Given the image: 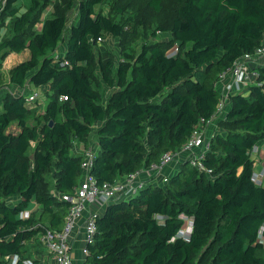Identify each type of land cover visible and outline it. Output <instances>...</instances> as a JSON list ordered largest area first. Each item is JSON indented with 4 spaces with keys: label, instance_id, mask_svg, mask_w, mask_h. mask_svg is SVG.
<instances>
[{
    "label": "trees",
    "instance_id": "trees-1",
    "mask_svg": "<svg viewBox=\"0 0 264 264\" xmlns=\"http://www.w3.org/2000/svg\"><path fill=\"white\" fill-rule=\"evenodd\" d=\"M17 1L7 0L0 13V25L9 18L12 30L0 39V68L12 52L27 50L9 69L10 84L48 89L44 109L23 95L0 96V264H42L32 256V239L62 228L70 208L62 195L73 194L82 178L74 142L88 146L97 135L101 151L91 172L100 183L183 147L217 109L219 74L263 41L264 0H173L166 16V0H30L24 12ZM135 3L144 6L142 15L136 8L124 21L114 17ZM105 4L109 13L98 10ZM73 9L78 19L69 27ZM145 19L171 38L137 51L127 42L128 24L136 39ZM107 36L120 38L119 61L96 51ZM174 43L179 51L169 55ZM260 72L264 80V66ZM104 86L116 87L105 103ZM217 125L204 159L212 172L183 161L165 185L108 203L86 264H264V185L253 180L252 157L264 141V83L231 95ZM27 209L30 216L21 217ZM187 218L189 238L178 235Z\"/></svg>",
    "mask_w": 264,
    "mask_h": 264
},
{
    "label": "built area",
    "instance_id": "built-area-1",
    "mask_svg": "<svg viewBox=\"0 0 264 264\" xmlns=\"http://www.w3.org/2000/svg\"><path fill=\"white\" fill-rule=\"evenodd\" d=\"M7 0H0V13L2 12ZM105 39V38H104ZM99 37L98 41L104 40ZM179 51V45L168 51L169 55H175ZM64 53L56 51L55 59L60 58ZM69 64V61H65ZM264 66V39L261 44L252 52H246L235 60L232 66L219 74L216 82V89L219 93V103L213 115L205 120L202 118L200 126L194 130L183 147L176 151H168L162 154L158 162H154L149 166L143 167L137 171L128 173L113 182L100 183L96 176L91 172L94 161L97 157L93 144L86 146L83 151L82 161V179L75 188L73 194H63L62 199L70 203V208L65 217L64 224L61 229L45 228L40 233V239L47 247L54 264H75L71 255L70 237L75 227L76 219L85 211L88 204H108L113 201L126 200V197L136 196L140 190L150 184H156L157 178H161L163 183L170 180V176L164 173V168L171 164H180L179 156L184 152H188L187 161L191 166L197 168L201 172L211 173L212 169L207 167L204 159L211 150V138L213 135L207 133V129L212 127L214 123L217 125L219 118L225 117L230 97L233 94L248 95L254 86H262L264 80L260 78V67ZM42 91L34 88L28 93H22L27 103H34L41 98ZM64 96V99H67ZM219 130V129H218ZM217 130V131H218ZM257 148L255 146L252 151ZM147 174V178L142 174ZM253 180L260 185H264V171H255ZM31 214V210L27 209L21 213V217L27 218ZM99 214H89L84 222L85 246L83 254L87 257L90 252L89 246L95 242L98 224L97 218ZM159 220L163 219L162 215H157ZM189 224L185 229H181L179 236L189 238L193 228V219H189ZM264 225L260 233V241H264ZM12 263L17 261V256L9 257ZM29 264H33L31 261Z\"/></svg>",
    "mask_w": 264,
    "mask_h": 264
},
{
    "label": "rangeland",
    "instance_id": "rangeland-1",
    "mask_svg": "<svg viewBox=\"0 0 264 264\" xmlns=\"http://www.w3.org/2000/svg\"><path fill=\"white\" fill-rule=\"evenodd\" d=\"M29 1L30 0H23L21 2L22 4H21L20 7L28 5ZM123 4L126 5L127 1H124ZM173 4H174L173 0H166L165 1V6L167 7V10L164 11V13H163L164 16L169 15L172 12ZM128 5H132V4H128ZM105 8L110 10V6L109 5L105 4V5H102V6L101 5L98 6V10H101V11H103V9H105ZM136 8L138 9L136 13H138L139 15H142L144 13L143 12L144 6L141 5V4L135 3L132 6L124 7L123 12L116 13L114 15V17L116 19H118V20L124 21V20L128 19V17H130L132 14L135 13ZM74 10H76V9H74ZM146 17L150 18L147 15H146ZM145 22L146 23H142L138 27V32H137V38L136 39H134L133 36L131 35V33L134 31L133 23H131V24L129 23L128 24V27H129V31L128 32L130 33V35L127 38V42L130 43L135 50H137V51L140 50L142 48L143 43H145V42L151 43V42L156 41V40H169L171 38V34L170 33L163 32L161 30H156L155 29V25H151L149 19H145ZM155 32H156V34H154ZM11 33H12V30H11V26H10V19L8 18V19L5 20L4 25H0V39H2L3 37L10 36ZM105 41H106V37H105V39L102 42H100L101 44L106 45L105 51H106L107 55L105 57L107 58V57H109L111 55V56L115 57L116 61H119V59L121 58L120 38H118V37L115 38L113 36H109L107 38V41L106 42ZM175 45H176V43H174L172 46H170L168 48V51H171L175 47ZM61 46H62V43H61ZM96 51L97 52L99 51L98 53L101 54L99 49L96 48ZM62 53H64V52H62ZM26 56H28V51L27 50L22 51V52H18V53L17 52H12L11 54H9L4 59L3 64H2L3 66H2V68H0V72L2 73L3 78H4V87L0 91V96L4 95V93H9V92H12L13 94H17V93H21L22 94V93H27L28 92L27 90L26 91L24 90V89H27V87H28L27 85L24 86V87H19V86L10 84V81H9V69L14 64L19 62L20 60H24L26 58ZM39 88L42 91L41 92L42 96L38 100V103H40V105H41L40 106V109H41L47 103L46 102V97H47L46 96V90L48 88L47 87H42V88L39 87ZM166 92H168L167 89L164 91V94ZM17 95H19V94H17ZM106 95H107V92L103 93L104 100H106V98H107ZM157 99L160 100L161 97H158ZM217 124H218V121H217ZM218 129H219V127H218ZM92 140H93L92 144L94 145L96 153H99L100 146L97 143V136L95 135V133L92 134ZM73 152H75L74 148H73ZM183 161H187V160L186 159H182L181 162H183ZM179 167L180 166L178 164V167L176 168L175 172L174 173L170 172V173L175 174L178 171L177 169H179ZM156 185L163 186V185H165V183L162 182L161 178H159V179L157 178ZM128 199H129V197H126V200H128ZM10 201H13V199H11ZM189 219L190 218H187V220H189ZM188 224H189V221H187V224H186L185 227H183V229H185L188 226ZM40 235L41 234H38L37 235V239L36 238L34 239L35 241H33V243H34L33 245L40 246L42 244L41 239H40ZM27 247L28 248H33L32 244H30V243H28Z\"/></svg>",
    "mask_w": 264,
    "mask_h": 264
},
{
    "label": "crops",
    "instance_id": "crops-1",
    "mask_svg": "<svg viewBox=\"0 0 264 264\" xmlns=\"http://www.w3.org/2000/svg\"><path fill=\"white\" fill-rule=\"evenodd\" d=\"M22 1L23 0H18L17 1V5L19 7L21 6V4H22L21 2ZM27 6L28 5L20 7V12L26 11ZM49 11H50V7L47 8V11L43 14L42 18H44L45 15ZM103 12L104 13H109V9L105 8V9H103ZM78 13H79L78 9L77 10L73 9L71 12H69V27H71L74 22H77ZM41 25L42 24L38 25L39 28L41 27ZM68 32H69V28L67 27V33ZM108 37L109 36L106 37V41H107ZM101 46H103L100 49L102 51L101 53L105 57L107 55V53H106V51L104 49L106 47V45L101 44ZM65 50H66V44L64 42V43H62V46H60L58 48V51H61V53H62V52H65ZM27 57L28 56H26V58ZM20 61H22V60H20ZM26 85L28 87H27V89H24V90L25 91L27 90L28 92H30L34 88H37L31 82H28ZM114 88L116 89V87L111 88V87H108V86H104L103 93L107 92L106 100L108 99L109 95L114 91ZM17 94L20 95L21 93H17ZM106 100H104V102ZM46 102H47V97H46ZM44 108H45V106L43 107V109ZM100 125H101L100 123H97L95 125V129H96L97 126H100ZM217 130H218V126L216 125V123H214V125H212V127L207 129L208 137H209V135H213L215 132H217ZM93 133H95V132L93 131ZM92 134H91V139H92ZM92 142H93V140H92ZM73 148H74L75 153L83 154V151L85 150L86 146H84V144L82 142L76 140L74 142V144H73ZM100 151H101V148H100L99 152ZM187 154H188V152L184 151L179 156L178 160H180V161L182 159H186L187 160ZM252 157H253V160H254L255 171H258V172L264 171V141L262 143H260L259 145H257V148L254 151H252ZM177 167H178L177 163H175V162L171 163V164L167 165L164 168V173L171 177L172 174L175 172ZM170 172H173V173H170ZM142 176L146 177V179H148L147 178V174L143 173ZM106 206H107V204H105V203L104 204H100V203L88 204L86 209H85V211L80 215V217H78L76 219L75 227H74V229L72 231V234H71V237H70L71 255L74 258L75 264H86V256L83 254V248H84V246L86 244V242H85V233H84V222H85L86 218L88 217L89 214H94L95 213V214L101 215L104 212V210L106 209ZM35 238L37 239V237H35ZM34 239H32V241H35ZM34 248H33L32 256L34 255L37 258L38 257L41 258L42 259V264H54V261H53L51 255H50L47 247L44 245L43 242H42V244L40 246H35Z\"/></svg>",
    "mask_w": 264,
    "mask_h": 264
},
{
    "label": "water",
    "instance_id": "water-1",
    "mask_svg": "<svg viewBox=\"0 0 264 264\" xmlns=\"http://www.w3.org/2000/svg\"><path fill=\"white\" fill-rule=\"evenodd\" d=\"M52 123V122H51Z\"/></svg>",
    "mask_w": 264,
    "mask_h": 264
}]
</instances>
